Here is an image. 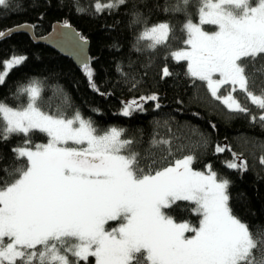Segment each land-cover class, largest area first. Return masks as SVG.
I'll return each instance as SVG.
<instances>
[{
	"label": "snow or ice",
	"instance_id": "1",
	"mask_svg": "<svg viewBox=\"0 0 264 264\" xmlns=\"http://www.w3.org/2000/svg\"><path fill=\"white\" fill-rule=\"evenodd\" d=\"M126 3L108 0L103 6L97 3L95 10L100 14L107 9L111 14ZM188 3L177 0L173 11L186 13ZM10 6V0H0V9ZM82 11L77 6L78 14ZM164 11H169L167 6ZM139 16L133 13L132 23ZM204 25H214L216 30L206 31ZM63 28L70 30L71 25L65 23ZM171 30L168 22H160L145 28L138 39L150 41L147 47L155 51L167 43ZM182 30L188 47L171 55L176 62H187L186 74L193 81L203 82L230 112H248L234 98L238 90L264 110V95L249 90L241 63L264 58V0H258L256 6L249 0H199L198 22L188 18ZM11 34V30L0 31V39ZM76 38L78 43H86L78 35ZM25 60L13 55L0 62V85ZM82 67L95 89L87 60ZM117 70L125 75L119 66ZM162 75L171 73L165 67ZM225 85L230 88L222 97L219 91ZM41 91L33 80L17 88L18 95L28 98L25 105L12 108L0 101V140L13 134L25 137V146L13 152L14 160H26L11 171L0 169L12 178H0V264H87L89 257L95 258V264L264 261V238L254 239L248 225L233 214L230 182L218 180L211 165H206V171L194 170V157L187 155L174 160L165 157L166 164L152 159L142 166L138 154L129 149L132 141L121 139L122 129L98 132L92 120L79 111L71 118L44 112L37 104ZM148 101H158V97L133 99L124 105L122 115L143 111V103ZM260 120L264 121V114ZM36 131L46 135L47 143L29 148V134ZM223 151L225 148L216 147V152ZM226 167L243 172L247 165L234 160ZM178 202L194 206L190 211L199 217L198 225L177 221L169 213L174 208L188 210ZM110 221L118 222L117 226L106 227Z\"/></svg>",
	"mask_w": 264,
	"mask_h": 264
},
{
	"label": "trees",
	"instance_id": "2",
	"mask_svg": "<svg viewBox=\"0 0 264 264\" xmlns=\"http://www.w3.org/2000/svg\"><path fill=\"white\" fill-rule=\"evenodd\" d=\"M97 3L103 6L108 0H10L9 8L0 9V31L27 24L38 38L47 35L57 22L74 26L90 42L89 67L95 84L94 89L87 74L72 59L35 43L25 32H15L0 39V62L13 55L26 60L0 85V101L12 108L25 105L28 98L18 95L17 88L34 80L42 89L37 102L42 111L62 113L66 118L79 111L92 120L98 132L110 127L122 129L121 139L132 141L129 149L138 154L142 166L152 159L166 164L167 160L192 155L194 170L205 171L206 165H211L218 180L230 182L233 214L248 225L254 239L264 238V121L256 117L253 122L255 115L249 109L247 113L230 112L211 96L203 82L193 81L186 74V61L176 62L171 55L188 47L182 29L186 19L198 21L199 0H189L186 13L173 11L177 0H127L111 14L107 9L97 14ZM249 3L256 6L258 0ZM77 6L82 13L78 14ZM166 6L168 12L164 11ZM133 13L140 14L137 23H132ZM165 21L172 29L167 43L151 51L147 47L150 41L138 38L145 28ZM205 27L216 29L214 25ZM241 63L249 78V90L257 95L264 93V58ZM118 66L125 75L117 70ZM165 67L171 73L167 77L162 75ZM151 95H156L158 101L142 102L143 111L122 115L126 103ZM29 138V148L47 143L46 135L38 131L30 133ZM24 140L16 134L0 140V169L11 171L26 164V160H14L13 152L25 146ZM217 146L225 151L216 152ZM234 160L246 162V170L227 168ZM0 178L12 179L2 171ZM178 204L188 210L174 208L169 213L177 221L198 225L199 217L190 211L194 206L189 202ZM94 263L95 258L89 257L87 264Z\"/></svg>",
	"mask_w": 264,
	"mask_h": 264
},
{
	"label": "water",
	"instance_id": "3",
	"mask_svg": "<svg viewBox=\"0 0 264 264\" xmlns=\"http://www.w3.org/2000/svg\"><path fill=\"white\" fill-rule=\"evenodd\" d=\"M63 25L61 22L55 23L52 31L48 35L38 38L35 37L34 29L31 25H27L26 28H21V30L17 29L24 25L15 27L11 29V32H25L29 34L35 43L50 47L63 56L72 59L78 68L83 69L82 61L87 60L88 65L91 62L90 42L89 40H85L74 26L71 25V29L69 30L64 29ZM73 34L83 38L86 43H78L76 35Z\"/></svg>",
	"mask_w": 264,
	"mask_h": 264
},
{
	"label": "rangeland",
	"instance_id": "4",
	"mask_svg": "<svg viewBox=\"0 0 264 264\" xmlns=\"http://www.w3.org/2000/svg\"><path fill=\"white\" fill-rule=\"evenodd\" d=\"M193 23H196L194 21H192ZM198 22V21H197ZM204 27V30L206 31H215L216 29L214 30H209L205 27V25L203 26ZM216 27V26H215ZM230 88L229 85H225L223 86L220 91H219V95H221L222 97L227 95L228 94V89ZM234 98L240 103V105L242 107H245L249 110H251L253 112V114L255 115V117L259 118L262 114H264V110H260L257 108L256 105H254L251 100L249 99V97L247 96V94L241 92V91H237L235 92L234 94ZM257 95V94H256ZM261 95H264V93H262ZM122 113V111H121ZM206 171V170H205ZM218 179V178H217ZM118 222H112L110 221L108 225H106V227H115L117 226ZM187 235H191V233H188ZM95 264V263H94Z\"/></svg>",
	"mask_w": 264,
	"mask_h": 264
},
{
	"label": "bare ground",
	"instance_id": "5",
	"mask_svg": "<svg viewBox=\"0 0 264 264\" xmlns=\"http://www.w3.org/2000/svg\"><path fill=\"white\" fill-rule=\"evenodd\" d=\"M52 28H53V27H52ZM51 31H52V29H51ZM51 31H50V32H51ZM50 32H49V33H50ZM49 33H48V34H49ZM48 34H47V35H48ZM45 36H46V35H45Z\"/></svg>",
	"mask_w": 264,
	"mask_h": 264
}]
</instances>
